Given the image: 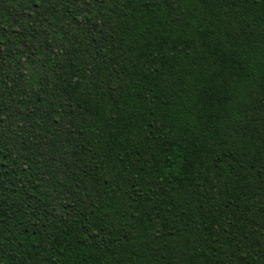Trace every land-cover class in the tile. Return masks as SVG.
I'll use <instances>...</instances> for the list:
<instances>
[{
	"label": "trees",
	"instance_id": "trees-1",
	"mask_svg": "<svg viewBox=\"0 0 264 264\" xmlns=\"http://www.w3.org/2000/svg\"><path fill=\"white\" fill-rule=\"evenodd\" d=\"M0 264H264V0H0Z\"/></svg>",
	"mask_w": 264,
	"mask_h": 264
}]
</instances>
